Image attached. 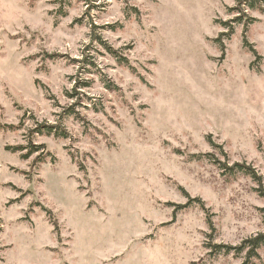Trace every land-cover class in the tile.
Returning <instances> with one entry per match:
<instances>
[{
    "label": "rangeland",
    "instance_id": "obj_1",
    "mask_svg": "<svg viewBox=\"0 0 264 264\" xmlns=\"http://www.w3.org/2000/svg\"><path fill=\"white\" fill-rule=\"evenodd\" d=\"M238 1L0 0V264H264L234 249L264 234V2Z\"/></svg>",
    "mask_w": 264,
    "mask_h": 264
},
{
    "label": "trees",
    "instance_id": "obj_2",
    "mask_svg": "<svg viewBox=\"0 0 264 264\" xmlns=\"http://www.w3.org/2000/svg\"><path fill=\"white\" fill-rule=\"evenodd\" d=\"M264 2V0H240L237 2L236 4V7L235 8H232L230 9L232 12H237L238 14H240L238 17H236L235 22L237 21H242V15H244L245 13V9H248L249 8H254V6L258 7L259 9L263 10L262 7H261V4ZM225 26H228L229 27V23H224ZM112 53H114L112 50H111ZM96 106V104L94 105ZM50 133H53L54 131H56L57 129H59L58 126H47L46 127ZM57 134V133H56ZM66 136V135H65ZM67 138V136H66ZM9 150H12L14 152L16 151H23V150H28L26 152V154L23 156L25 159H28L30 158L33 154L39 152L41 150V147H34V146H31V147H22V146H18V147H13ZM48 155V154H47ZM46 155H43L41 154L37 160H39L40 162H45V157ZM235 169H239V170H247V172L249 171L250 174H252L253 176H255L254 172L251 171V169H247V167H245L244 165H241V164H235L232 168H229V170L231 171H234ZM199 202V201H198ZM189 205H185V206H182L180 208H187ZM247 246L250 247V250H249V254H255L256 251L261 247V246H264V234H259L257 235L255 238H252V239H248L246 240L245 242H243V244L241 246H239L238 248H234L237 250V252H243ZM227 249H232L230 247H226Z\"/></svg>",
    "mask_w": 264,
    "mask_h": 264
}]
</instances>
